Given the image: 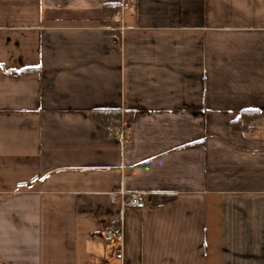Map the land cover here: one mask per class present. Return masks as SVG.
Returning a JSON list of instances; mask_svg holds the SVG:
<instances>
[{
  "label": "crops",
  "instance_id": "1",
  "mask_svg": "<svg viewBox=\"0 0 264 264\" xmlns=\"http://www.w3.org/2000/svg\"><path fill=\"white\" fill-rule=\"evenodd\" d=\"M123 1L0 0V264H264V0Z\"/></svg>",
  "mask_w": 264,
  "mask_h": 264
},
{
  "label": "trees",
  "instance_id": "2",
  "mask_svg": "<svg viewBox=\"0 0 264 264\" xmlns=\"http://www.w3.org/2000/svg\"><path fill=\"white\" fill-rule=\"evenodd\" d=\"M92 117L107 127L120 126L122 123V113L116 109H96L91 113ZM261 113L257 110H245L230 122V126L234 130L247 131L251 122L260 119ZM165 200H170L171 196H164Z\"/></svg>",
  "mask_w": 264,
  "mask_h": 264
},
{
  "label": "built area",
  "instance_id": "3",
  "mask_svg": "<svg viewBox=\"0 0 264 264\" xmlns=\"http://www.w3.org/2000/svg\"><path fill=\"white\" fill-rule=\"evenodd\" d=\"M129 6H134V3L130 0L126 1L124 0L122 2V8L129 7ZM119 15L122 16V12L118 13ZM109 133L111 135L116 134V136L121 137L125 142H128V137H127V130L124 126L121 125V127L115 128V127H109ZM126 206H133V207H139L142 208L146 205V202L144 200V197L141 193L137 192L125 200ZM109 239H113L115 241H118V243H122L124 240V228L123 226H119L115 228L113 231H111ZM121 245V244H120ZM118 258L122 259L123 258V250L122 247L118 249Z\"/></svg>",
  "mask_w": 264,
  "mask_h": 264
}]
</instances>
